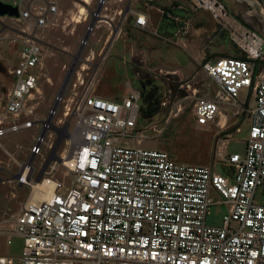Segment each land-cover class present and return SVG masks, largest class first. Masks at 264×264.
Segmentation results:
<instances>
[{"label": "built area", "instance_id": "built-area-1", "mask_svg": "<svg viewBox=\"0 0 264 264\" xmlns=\"http://www.w3.org/2000/svg\"><path fill=\"white\" fill-rule=\"evenodd\" d=\"M256 2L264 8V0ZM14 5L18 16L10 18L26 27L18 31V62L0 78V138L38 124L47 129L52 114L51 109L41 118L31 104L39 93L44 48L34 31L55 25L60 5L58 0ZM148 21L146 14L136 13L138 27L147 29ZM4 26L0 22V31ZM250 39L246 56L205 64L218 87L215 96L193 93L200 126H222L224 106L235 107L237 115L255 99L244 152L229 154L226 172L136 143L142 136L136 132L139 92L131 89L115 101L93 94V86L87 85L72 93L75 107L65 106L64 114L77 118L67 138L74 144L72 166L62 180L53 175L43 179L52 183L47 197L25 201L6 239L11 244L14 237L22 238V254L0 255V264H264V204L254 201L264 184V38ZM243 89L247 99L242 104L238 98ZM43 140L40 135L38 143ZM40 150L34 148L37 154ZM32 166H21L14 180L18 185L33 187ZM213 205L228 207L222 225L207 224Z\"/></svg>", "mask_w": 264, "mask_h": 264}, {"label": "rangeland", "instance_id": "rangeland-1", "mask_svg": "<svg viewBox=\"0 0 264 264\" xmlns=\"http://www.w3.org/2000/svg\"><path fill=\"white\" fill-rule=\"evenodd\" d=\"M8 1L15 4L20 0ZM109 1L117 5V0ZM72 2L74 8L68 0H58L63 14L56 24L34 31L52 42H44L46 49L42 53L39 81L42 94H36L35 100L31 101L37 105L35 112L41 118L49 115L88 29L87 8L95 9L100 0ZM140 3L142 10L149 14V27L134 28L128 36L124 34L117 41L114 39L108 52L103 48L109 33L104 25L106 22H97L54 116V124L63 126L70 122L69 129L73 130L77 118L73 114L65 116V106L75 107L77 99L70 101L72 93L81 92L87 85L93 86V94L115 101L122 100L134 89L141 96L136 132L142 136L136 138V143L145 148L168 151L186 163L226 172L224 163L229 154L244 152L255 99L252 96L244 112L237 115L234 114L235 107L224 106L227 117L222 127L217 122L200 126L193 113V93L197 90L199 96L213 97L218 92L217 85L205 72L207 62L224 56L244 57L247 54L244 48L251 43L250 38L256 35L264 38V8L256 0H141ZM82 6L86 7L87 14L85 20L77 23L76 15ZM7 17L12 29H7L8 25L0 31V77L18 62L21 45L18 31L26 27V23ZM64 46L72 47L70 56H66ZM98 65L101 68L96 72ZM77 72H80L83 84L78 81ZM246 99L247 90L243 89L238 101L243 104ZM42 131L38 124L0 138V167L3 168L0 172V255L22 254V238L14 237L11 244L6 239L33 188L18 185L14 175L19 174L21 166L34 159L32 182H36L57 140V134L50 130L39 144ZM39 147L41 150L37 154L34 148ZM73 147L74 144L65 138L57 155L63 158V154H71ZM53 165L52 162L47 167L42 180L52 175L63 179L68 168L60 163L47 174ZM254 201L264 204V184L258 186ZM228 211L226 205H213L207 224L222 225Z\"/></svg>", "mask_w": 264, "mask_h": 264}, {"label": "water", "instance_id": "water-1", "mask_svg": "<svg viewBox=\"0 0 264 264\" xmlns=\"http://www.w3.org/2000/svg\"><path fill=\"white\" fill-rule=\"evenodd\" d=\"M105 0H100L99 4L96 6L95 9H88V14L90 16V22L88 25V29L86 31V33L84 34V37L82 39L81 45L77 51V53L73 56V61L71 63V66L67 72V75L65 77V80L63 82V85L58 93L57 99L52 107V114L48 119L49 122V127L47 129H43L42 133H41V137L44 138V136L46 135V133L48 131H54L57 134V140L52 148V151L49 155V157L46 159V162L44 164V166L41 169V172L39 173L38 177L36 178V182H40L44 176V173L46 172L47 167L54 161H58L61 162L62 158L60 156L57 155V149L60 145V143L62 142L63 139L68 138L70 135L69 132V126H70V122H66L65 125L63 126H58L56 124H54L53 119H54V113L58 110V107L60 105V100L61 98L65 95L66 89L69 85L70 80L72 79V76L74 75V73L76 72V69L78 67V64L80 63L81 59H82V54L85 50L86 44L88 43L90 36L93 33V30L97 24L98 21L106 19L105 15H102L105 4H104ZM18 16V8L10 3H6L4 1H0V16ZM98 68V67H96ZM34 161V159H31L30 164H32ZM3 170V168L0 167V172ZM14 178L17 179L19 178V174H15ZM0 181H2L1 177H0Z\"/></svg>", "mask_w": 264, "mask_h": 264}, {"label": "crops", "instance_id": "crops-1", "mask_svg": "<svg viewBox=\"0 0 264 264\" xmlns=\"http://www.w3.org/2000/svg\"><path fill=\"white\" fill-rule=\"evenodd\" d=\"M0 1H4L6 3H10L8 0H0ZM72 1H74V0H68V2H70V5H71L70 7L74 8L73 7L74 5H73ZM140 1L141 0H117L116 1L117 5H114L112 2L110 3L109 0L106 1L104 10H107L108 13L107 14L102 13V15L106 16V19H103L102 21L106 22V23H104V25L106 26L107 31H109V33L107 35V38H106V41H105V45L103 46V48H106L105 52H108V49H110L109 47L111 46V42L114 39L117 41L124 34L128 36L129 33H130V30H133L134 28L143 29L141 27H138L135 24L136 13H139V12L144 13V14H146L147 18H149V16H148L149 14L146 11L142 10ZM10 4H12V3H10ZM60 8H61V6H60ZM104 10H103V12H104ZM61 11H62V14H63V9L62 8H61ZM7 21H8L7 15L0 17V22L3 25H5L6 27L8 25L10 27V24ZM49 26H53V25L51 24ZM7 29H9V28H7ZM4 33H6V32H4ZM6 36H10V33H6ZM37 36L43 42V46H44L43 51H44V49H46V45H45L44 42H46V41H48L50 43H52V42H51V40H47L45 35L37 34ZM14 38H15V40L18 41V39L16 37H14ZM110 39H111V41H110ZM63 48H64V50H67V51H65L66 52L65 53L66 56H70V53L72 52V47L64 46ZM49 53H50V56H51L52 55V51L49 50ZM19 56H20V49L18 51V56L17 57H19ZM43 58H44V56H43ZM17 60H19V58H17ZM96 67H98V68H95V71L97 72V71L100 70L99 67L101 68V66L98 65ZM7 73H8V71H7ZM7 73H5V75L3 77H0V78L4 79L6 77V75H7Z\"/></svg>", "mask_w": 264, "mask_h": 264}, {"label": "bare ground", "instance_id": "bare-ground-1", "mask_svg": "<svg viewBox=\"0 0 264 264\" xmlns=\"http://www.w3.org/2000/svg\"><path fill=\"white\" fill-rule=\"evenodd\" d=\"M84 1L85 2H88L90 0H84ZM85 8L82 6L79 9V11H78V13L76 15V21L75 22L79 23V22H82L85 19L84 17L87 14ZM41 68H42V66H41ZM82 68L85 69L84 66ZM41 94H42V91H41V89H39V95H41ZM64 115L65 116H68L69 114L66 113ZM226 117L227 116L224 114V112H221L220 113V118H219L220 121H221L220 125L224 126ZM62 159H63L62 162H61L62 165L66 166V167L72 166L71 154H65V155L63 154V158ZM32 185H33V187H32L33 188V191L31 192V198L33 200L34 199L36 200V198L43 199V198L47 197L51 193L52 183H51L50 180H47L46 179L44 182H43V180H41L40 182H34V183H32Z\"/></svg>", "mask_w": 264, "mask_h": 264}]
</instances>
